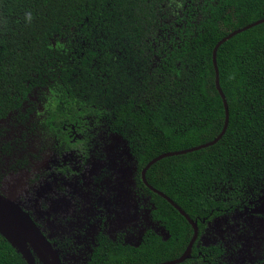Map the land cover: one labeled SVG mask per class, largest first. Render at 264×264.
<instances>
[{"label":"trees","instance_id":"trees-1","mask_svg":"<svg viewBox=\"0 0 264 264\" xmlns=\"http://www.w3.org/2000/svg\"><path fill=\"white\" fill-rule=\"evenodd\" d=\"M261 19L264 0H0V121L34 95L40 124L29 138L68 144L67 125L105 124L128 143L138 186L169 232L166 241L148 232L138 247L100 237L87 264H158L185 252L192 225L141 172L219 136L214 49ZM217 66L226 134L146 174L198 225L182 264H220L222 246L199 244L207 225L264 189V23L222 44ZM0 264H28L1 233Z\"/></svg>","mask_w":264,"mask_h":264},{"label":"rangeland","instance_id":"rangeland-1","mask_svg":"<svg viewBox=\"0 0 264 264\" xmlns=\"http://www.w3.org/2000/svg\"><path fill=\"white\" fill-rule=\"evenodd\" d=\"M34 100L36 97L33 95L19 111L0 121V193L24 202V207L33 214L40 227L45 229L48 236L56 239L60 236L71 239L82 224L94 221H97L98 227L104 225L112 239L123 233L126 243L133 246L139 244L146 229L165 237L166 232L162 227L150 219L149 199L136 188L135 160L127 142L99 129L93 145L106 147L101 163L80 144L81 151L78 153H65L60 151L64 144L56 146L45 135H42V140L33 135L29 138L31 130L37 129L40 124L34 110ZM49 143L55 151L49 152L50 155L45 152V148L51 146ZM45 155L51 157L41 163ZM33 188L37 191L29 202H25ZM54 189L69 197L73 204L71 206H77V218L68 217L60 222L55 214L66 211L60 202L54 203L53 211L47 209L51 203L44 197L48 195L47 191ZM84 190L85 194L82 193ZM50 198L56 200L53 194ZM59 223L66 225L63 231L62 226L58 230ZM13 224V232L6 231L16 243V248L31 258L30 264H36L32 253L42 261L49 260L50 264H55L38 237L22 225ZM213 244L225 249L222 264H264V189L258 195H252L246 207L207 225L200 246ZM78 251L82 255V249L78 248ZM79 254L73 253L72 257L65 255L63 264H85L90 250L85 256Z\"/></svg>","mask_w":264,"mask_h":264},{"label":"flooded vegetation","instance_id":"flooded-vegetation-1","mask_svg":"<svg viewBox=\"0 0 264 264\" xmlns=\"http://www.w3.org/2000/svg\"><path fill=\"white\" fill-rule=\"evenodd\" d=\"M18 111V110H17ZM16 112V111H14ZM13 113V112H12ZM11 114V113H10ZM4 120V119H3ZM91 119H87V122L89 123ZM2 121V120H1ZM91 124L90 125H87V126H80V125H72L70 127V125H67L65 127V130L67 131L66 133L68 134V141L69 143L68 144H64L63 148L60 150L61 152H76L78 153L79 151H81L79 149L80 145H82V147H86V151L87 153H89V155H92L94 156V159H100L101 163L103 162V156H104V150L106 147H103L101 145H93L94 143H96V136H97V132L99 129L107 132H110L108 130V127L105 126V124H99L98 126L94 125L92 122H90ZM31 133H34L33 130H31ZM111 133V132H110ZM113 134V133H112ZM117 136V135H116ZM29 137V136H28ZM48 137V136H46ZM50 139V137H48ZM121 138V137H120ZM28 140V139H27ZM124 140V139H123ZM30 144V143H29ZM50 145H52L51 143H49ZM80 144V145H79ZM93 145V146H92ZM128 145V143H127ZM66 148V149H64ZM129 148V146H128ZM45 152H53L55 153L54 149L52 148V146H47L45 148ZM130 150V149H129ZM131 152V151H130ZM50 155V154H49ZM49 155H45V157L42 159L41 163L43 161H45L47 158L51 157ZM66 154H63V156H65ZM131 156L133 157V155L131 154ZM134 158V157H133ZM135 160V159H134ZM101 163L99 164V166L101 165ZM135 166H136V176H135V184H136V188L137 190H139V193L145 197V198H148L149 199V202H150V211H149V214H150V219L152 221V223H157L159 224L162 229L164 230V232H166V236L163 237L161 236L160 234H158L156 231L152 230V229H146V231L144 232V234L142 235L141 239H140V242L138 245L136 246H133V245H130V244H127L126 241L124 240V234L123 233H120L118 234L117 238L115 239H112L108 232H107V229L104 227V225L102 226H97V221H94V223H84L82 224V228H79L77 229L76 231H78L76 234H74L72 236V238L66 240V237H61L56 239V238H52L50 236L47 235L45 229L41 228L39 223L35 220L33 214L29 213V211L27 210V208H25L24 206L25 203H21V201H16L15 202L31 217V219L34 221L35 225L39 228L40 232L44 235V237L46 238V240L48 241V243L50 244V247H51V251H54L56 257H58V260H59V263L60 264H63L64 262V258H65V255L67 256H70L72 257L71 255L74 253V254H79L80 252L78 251V248H81L82 249V255L81 256H85L86 252H88L90 250V254L88 255L89 257H87V261L85 262V264H87L90 259H91V256L94 252V250H96L99 246V239L100 237H104L106 240H110L112 242H115V243H120V244H123V245H129V246H133V247H138L142 241L144 240V237L147 235L148 232H151V233H154L158 236H160L162 238V240L166 241L168 238H169V232L168 230H166V228H164V226L161 224L160 221H158L155 217H154V214L153 212L156 210V206L154 205V203L151 201V197L149 195H146L143 188H141L140 186H138V181H137V177H138V170H137V165H136V161H135ZM143 172V170H142ZM142 172H141V178H142V181H143V177H142ZM147 174V173H146ZM147 179V178H146ZM148 182V180H147ZM59 182H57L58 184ZM144 183V181H143ZM149 183V182H148ZM144 185L149 188L145 183ZM149 185H151L149 183ZM57 186V185H56ZM152 186V185H151ZM58 187V186H57ZM153 187V186H152ZM56 189V188H55ZM54 190L52 191H47L48 195L46 197H44V199H49L50 200V203L51 205L47 208L51 211L54 210V203L57 204V202H60L63 204V208L66 209V211H61L59 212L58 214H55L56 217L60 220V222H64L67 220V218L69 217H72V218H77V216L75 215V208H76V211L78 210L77 206H71L73 204H71V200L69 199V197L67 196H64L58 192H56ZM150 189V188H149ZM151 190V189H150ZM37 191L36 188H33V191L32 192H29L27 197L25 198V202H29L31 200V197L32 195ZM152 191V190H151ZM153 192V191H152ZM82 193H86L85 190L82 192ZM55 195L56 196V200H53L51 199V195ZM72 196H70L71 198ZM24 201V200H23ZM49 203V202H48ZM31 204V203H30ZM35 206V205H34ZM247 206V205H246ZM174 207V206H173ZM180 207V206H179ZM175 208V207H174ZM181 208V207H180ZM182 209V208H181ZM48 210V211H49ZM183 210V209H182ZM238 210V209H237ZM50 211V212H51ZM184 211V210H183ZM185 212V211H184ZM186 213V212H185ZM187 214V213H186ZM188 215V214H187ZM189 216V215H188ZM185 217V216H184ZM190 217V216H189ZM191 218V217H190ZM192 219V218H191ZM217 219V218H216ZM193 220V219H192ZM103 224V223H102ZM62 226V231L64 230V227L66 225H63L62 223H59L58 224V230L59 228ZM199 238V236H198ZM196 243V242H195ZM44 244V243H43ZM200 244V243H199ZM91 245H93V247L91 248ZM189 245V244H188ZM214 245V244H213ZM44 246L46 247V245L44 244ZM210 246V245H209ZM188 247V246H187ZM194 247V246H193ZM47 248V247H46ZM187 249V248H186ZM193 249V248H192ZM47 250L50 252V254L52 255L53 257V260H54V263H56V260H55V257H54V254L47 248ZM186 251V250H185ZM33 255V258L36 259V264H50L51 262L48 260V262H46L45 260H40V258L38 257L37 254L35 253H32ZM184 254V253H183ZM183 254L178 257V258H174V259H171V260H167V261H164V262H161V263H158V264H164V263H168V262H172V261H175L179 258H181L183 256ZM191 256V255H190ZM224 256V255H223ZM75 258V257H74ZM73 258V259H74ZM190 258V257H189ZM222 259V258H221ZM187 260V259H186ZM184 262V261H183ZM183 262L181 263H177V264H182ZM76 263H77V260H76ZM220 264H222V260H220Z\"/></svg>","mask_w":264,"mask_h":264},{"label":"water","instance_id":"water-1","mask_svg":"<svg viewBox=\"0 0 264 264\" xmlns=\"http://www.w3.org/2000/svg\"><path fill=\"white\" fill-rule=\"evenodd\" d=\"M264 23V19L258 20L253 24H250L244 28H241L239 30H236L234 32H232L231 34H229L227 37H225L224 39H222L215 47L214 52H213V62H214V66H215V70H216V86L217 89L223 99L224 102V107L226 110V120H225V124L224 127L222 129V132L219 134V136L211 141L208 142L206 144L197 146V147H193L190 149H186V150H181V151H176V152H170V153H165L162 154L156 158H154L152 161H150L146 167L143 169L142 172V177H143V181L144 183L156 194H158L159 196L163 197L164 199H166L170 204H172L183 216H185V218L189 221V223L192 225L193 229H194V235L193 238L191 239L186 251L184 252L183 256L175 261L172 262H168V263H164V264H177V263H181L183 261H185L186 259H188L191 255L192 252V248L195 244V242L198 239L199 236V228L197 223L192 220L180 207L179 205H177L170 197H168L166 194H164L163 192L155 189L154 187H152L151 185H149V183L147 182L146 179V173L147 171L158 161L167 158V157H173V156H179V155H184L187 153H191V152H195L201 149H205L207 147L213 146L215 145L218 141H220L222 139V137L226 134L227 128H228V124H229V108H228V102L226 100V97L222 91L221 85H220V75H219V70H218V66H217V51L219 49V47L224 44L225 42H227L229 39H231L232 37H234L235 35L250 29L254 26H257L259 24ZM16 222L20 225H22L24 228H26L30 233H32L34 236L38 237L45 245L46 247L51 251V247L50 244L48 243V241L46 240V238L44 237V235L40 232L39 228L35 225L34 221L31 219V217L15 202V200L12 197L6 196L2 193H0V233L10 242V244L16 248V243L11 239L10 235L8 234V232H13V223ZM15 226V225H14ZM4 228V229H3ZM8 232H7V231ZM16 250L22 254L21 250H18L16 248ZM54 254L55 260L57 264L59 263L58 257H56L54 251H51ZM23 258L27 261L28 264H30V259L28 256H26L25 254H22Z\"/></svg>","mask_w":264,"mask_h":264}]
</instances>
